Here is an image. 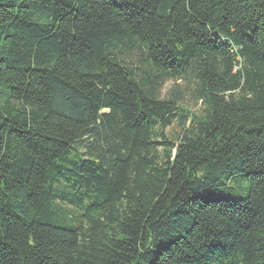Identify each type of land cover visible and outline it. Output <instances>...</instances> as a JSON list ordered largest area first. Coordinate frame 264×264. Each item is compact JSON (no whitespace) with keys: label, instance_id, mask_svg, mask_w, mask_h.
<instances>
[{"label":"trees","instance_id":"obj_1","mask_svg":"<svg viewBox=\"0 0 264 264\" xmlns=\"http://www.w3.org/2000/svg\"><path fill=\"white\" fill-rule=\"evenodd\" d=\"M0 264H264V0H0Z\"/></svg>","mask_w":264,"mask_h":264},{"label":"rangeland","instance_id":"obj_2","mask_svg":"<svg viewBox=\"0 0 264 264\" xmlns=\"http://www.w3.org/2000/svg\"><path fill=\"white\" fill-rule=\"evenodd\" d=\"M176 86H179L180 90L182 91V99L180 101V105L183 107H192V102L190 100V88L185 87V83L182 81L181 83H175L173 81H168L163 85L162 91H161V97H164L165 95H168L170 90ZM170 129H167V132H169ZM234 189H238L241 187H247L246 183L237 182L232 185ZM246 194V193H245Z\"/></svg>","mask_w":264,"mask_h":264}]
</instances>
